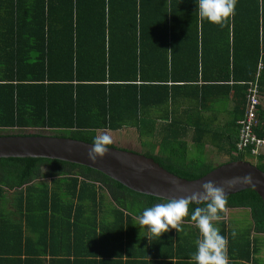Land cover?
<instances>
[{
  "label": "trees",
  "instance_id": "trees-1",
  "mask_svg": "<svg viewBox=\"0 0 264 264\" xmlns=\"http://www.w3.org/2000/svg\"><path fill=\"white\" fill-rule=\"evenodd\" d=\"M195 3L0 0V135L31 128L92 143L95 130L133 129L147 140L139 153L188 180L217 166L205 144L264 172V153L236 146L258 71L264 97V0H237L222 25L201 20ZM256 118L263 137V106ZM226 198L213 224L229 264H258L262 200L252 189ZM166 200L84 165L0 158V264H196L190 215L150 242L139 223ZM229 209L248 211L250 226L238 228Z\"/></svg>",
  "mask_w": 264,
  "mask_h": 264
},
{
  "label": "water",
  "instance_id": "water-1",
  "mask_svg": "<svg viewBox=\"0 0 264 264\" xmlns=\"http://www.w3.org/2000/svg\"><path fill=\"white\" fill-rule=\"evenodd\" d=\"M92 143L59 136L28 133L0 135V158H48L58 159L98 170L127 188L158 198H181L200 191V185L213 180L225 187L226 197L241 190L252 189L261 198L264 207V172L244 160L223 162L203 176L188 180L160 166L152 157L107 146L108 152L96 160L88 159ZM248 175L250 182L236 179ZM234 181L230 188L227 182Z\"/></svg>",
  "mask_w": 264,
  "mask_h": 264
},
{
  "label": "clouds",
  "instance_id": "clouds-1",
  "mask_svg": "<svg viewBox=\"0 0 264 264\" xmlns=\"http://www.w3.org/2000/svg\"><path fill=\"white\" fill-rule=\"evenodd\" d=\"M237 0H196V8L201 20L222 25L226 18L234 14ZM111 138L106 135L94 137L92 145L87 152L88 159L96 160L108 152ZM241 182H250L251 177L245 175L236 178ZM234 181L226 184L227 188ZM200 191L192 192L191 195L181 198H170L165 202L145 208L139 217V223L147 226L146 236L150 241L159 238L162 233L173 228L178 233L181 230L182 218L189 216L195 221L201 238L196 242V251L192 259L196 264H229L227 255V238L220 234L218 227L213 221L220 217L218 213L225 207L227 198L225 187H221L213 180H208L200 185ZM194 204H202V207L194 208L191 213L189 208ZM235 235V233H233Z\"/></svg>",
  "mask_w": 264,
  "mask_h": 264
},
{
  "label": "rangeland",
  "instance_id": "rangeland-1",
  "mask_svg": "<svg viewBox=\"0 0 264 264\" xmlns=\"http://www.w3.org/2000/svg\"><path fill=\"white\" fill-rule=\"evenodd\" d=\"M225 115L222 116V118H224ZM38 129H25L24 132L26 133H34L37 132ZM9 133H15L16 129H11L8 130ZM89 134H93L92 132H89ZM106 134L111 138L112 141V145H114L115 147H119L121 149H128V150H132L134 152H144L145 149H143L142 145V141L147 142V140L145 138H140L138 137V135L136 134V132L133 129H121L118 131H108V130H95L94 132V136L96 138H98L100 135ZM190 139V136H188V141ZM192 150H195L193 146H189ZM201 149H204V153L205 156H207V158H209V160L211 161L212 164L214 165H218L221 164L223 162L227 161V157L223 154V153H219L216 151V149L211 148L210 146H208L207 144L204 145V147L202 146ZM156 151V149L154 150ZM249 161H251L252 163H255V160L253 157L249 158ZM48 180V179H46ZM12 193V191L10 192ZM229 213L226 216L227 219H230L231 221H233V223H237L238 225H235L238 228H242L243 227H249L250 226V218L248 215V211H246L245 209H229ZM231 213H232V217H231ZM232 218V219H231ZM258 258V264H264V247L262 249V252L258 254L257 256Z\"/></svg>",
  "mask_w": 264,
  "mask_h": 264
},
{
  "label": "built area",
  "instance_id": "built-area-1",
  "mask_svg": "<svg viewBox=\"0 0 264 264\" xmlns=\"http://www.w3.org/2000/svg\"><path fill=\"white\" fill-rule=\"evenodd\" d=\"M259 69L261 66L259 65ZM258 74L254 81L248 83L246 90L245 114L239 121V133L237 141V149L241 152L249 149L251 156H256L264 153V136L258 137L254 132V127L257 125V106L261 104L262 94L258 84Z\"/></svg>",
  "mask_w": 264,
  "mask_h": 264
},
{
  "label": "crops",
  "instance_id": "crops-1",
  "mask_svg": "<svg viewBox=\"0 0 264 264\" xmlns=\"http://www.w3.org/2000/svg\"><path fill=\"white\" fill-rule=\"evenodd\" d=\"M261 107L263 106L264 107V97H263V95H262V100H261V105H260ZM142 147H143V145H142ZM145 148H147V144H145V146H144ZM143 147V148H144ZM11 191H13V190H10L9 192H11ZM230 211L228 210V212H227V215H228V213H229ZM231 217H232V213H231ZM232 219V218H231Z\"/></svg>",
  "mask_w": 264,
  "mask_h": 264
}]
</instances>
